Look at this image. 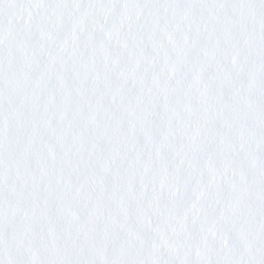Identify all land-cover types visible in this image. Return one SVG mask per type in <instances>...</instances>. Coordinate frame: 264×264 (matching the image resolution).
<instances>
[{"label": "snow or ice", "instance_id": "6c2138e0", "mask_svg": "<svg viewBox=\"0 0 264 264\" xmlns=\"http://www.w3.org/2000/svg\"><path fill=\"white\" fill-rule=\"evenodd\" d=\"M0 264H264V0H0Z\"/></svg>", "mask_w": 264, "mask_h": 264}]
</instances>
